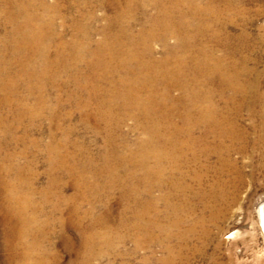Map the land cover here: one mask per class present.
<instances>
[{
	"label": "bare ground",
	"instance_id": "bare-ground-1",
	"mask_svg": "<svg viewBox=\"0 0 264 264\" xmlns=\"http://www.w3.org/2000/svg\"><path fill=\"white\" fill-rule=\"evenodd\" d=\"M65 1L66 0H53V3H49L48 0H0V10H1V13L3 15V21L2 22L0 21V28H2V26H6L9 28L8 30L4 31V32H6L5 38L4 39L0 38V91L1 90H3V91H14L15 89L17 90L16 87H20L21 83L26 84V86L28 88H30V85H33L34 88L37 87L36 89L39 91L40 95H39L38 99H41L42 97H44V95H46L43 93L45 92V87H46L45 83L48 81L47 78L51 76L49 71L52 68L55 69V67L56 68L61 67V64L64 62H65L64 63L65 65H64L63 71H65L67 74H70V75H71V73L76 72L79 75V78L78 77H76V78L79 79L80 82L83 81V82L87 83L89 81H92V82L98 81L102 84V86L105 85V87H107L108 90L110 89L109 92L107 93V95L106 94L104 95V93L101 95V97L103 96L104 99H102V102H100V100H99L100 103L98 104L97 108L95 109L98 111V114L100 116L99 119L107 121V122L115 121L116 126L118 127V126H121V123L124 120V118H129L135 122V124L133 123L135 125V130H137L138 132L140 131L139 133L142 132L144 135L142 139L140 138L141 140L139 139L140 140L139 141L140 153H139V155H136V157L139 160V164H138L139 170L141 168L142 174L139 175L138 172H135L133 170L134 172H132V173L129 172L130 174H128L126 176L128 178V182L130 181V183H131V181H133V182L135 181L134 184L132 182V184H133L131 187L132 188V190H131L132 195L129 192V194L131 196H133L132 200L135 203V206L136 207H140V206L142 207V205L145 204L144 209L137 208L135 211H133L134 212L133 217H135V223H134V225L131 223V225H133V228L130 225L132 228V236H131L133 238L132 241L135 242V246L137 247V249L140 247L146 248L147 252L150 254V257L148 258V260H146V262H148L149 264H154V263H156V264H181L182 262H183L182 264H185L184 262H185V259L187 258V257L185 258L186 253H188V252L191 253V251L195 252L197 250L196 246L192 247V243L195 242V240L192 241V239L196 238L197 236H199V238L205 239L211 235V225H212L211 224V217H212L211 216V202H212L211 194L212 193L215 194L214 191H215V187L217 186L215 184L216 182L213 184V183H211V181H209V180H211V175L217 177L216 179L219 178L221 180L222 176L224 175V170H225L224 168L226 166H233V164H235L231 160V158H232L231 153L234 152L233 150H234L235 146L239 143L240 144H247L248 143V138H247L248 132L246 133V130L244 131L243 129H241L242 127L240 128L238 126V124L235 120L236 118H233V117L241 114V111H243L244 109H248L251 113L257 114L259 118H261V119L264 118V93H258L259 91L257 90V87L255 86V84H257V82L255 80L249 81V79L251 77L255 78L256 76L255 75L252 76L253 71L252 70L249 71L247 69V67H249V66L246 65L247 63L245 60L243 62H241V64L238 61H236L237 55L244 50L243 47H245L244 42H245L246 36H242V34H241L242 37H240L237 46L234 47L232 45L233 44L232 42L234 41L233 37L231 35H229L230 34L229 23L232 22V19L234 17H239L241 15V13L243 14V12H240L238 10V7H237L238 5L237 6L235 5L236 0H76L79 4L81 3V4H87V5L92 4V3H94V5H95V3L100 2V4H99L100 9L106 8L105 10H107V8H112L115 13L111 17H107L108 15L105 17V25L103 23L104 27H101V29L102 28L103 29L101 31L96 32V33H99V35L101 36L100 37L101 39L97 42H94V35L96 33H95V31L93 29L94 27H92V25H94L96 22L94 24H92V23L97 20V16H96V14H94L92 12H90V13L88 12L89 14L87 13V15H86L82 11L83 14L81 13L82 14L81 18L83 17V19L76 20V21H74L72 19L73 20L72 26H74L76 28V31H79V34L73 36L72 39L67 42V41H65L66 39H65L64 33H63V29L65 28V24L68 23L65 16H64L65 13H63V10H64L63 6L65 5L64 4ZM68 1H66V2H68ZM72 6H73V4H72ZM84 6H83V8H84ZM65 7H67V6H65ZM77 7H76V9H77ZM96 7H98V5ZM85 9H87V8H85ZM95 9H97V8H95ZM233 10H235V12H233ZM64 11L66 12V9ZM78 11H76V14ZM93 11L96 12L94 9H93ZM151 11H153V13ZM244 12L246 13V11H244ZM85 13H86V11H85ZM102 13H104V12H102ZM105 13L107 14V11ZM111 13H110V15H111ZM71 14H70V16H71ZM78 15L76 17H78ZM102 18H104V17H102ZM243 18H244V16H243ZM76 19H78V18H76ZM101 20L103 21V19H101ZM58 21H60V22H58ZM138 21L139 22L142 21L141 26H140L141 28H140L139 32L137 31V33H135L134 27H135L136 23H138ZM239 22H241V20ZM71 23H69V24H71ZM235 26H236V24H235ZM66 27L68 28L67 25H66ZM236 35H237V33H236ZM69 36H70V34H69ZM3 37H4V35H3ZM173 41H174V44L171 43ZM248 41H250V40H248ZM158 44L161 45L164 49V52H162V53H164V55L161 53L163 55L161 57H157L158 53H157V50L155 49V45H158ZM64 56H69V57H67L69 59V61H67V59L65 60ZM243 57H245V56H243ZM248 59H250V58H247V60ZM62 61H64V62H62ZM245 65H246V67H245ZM84 69H85V72H84ZM52 72H53V69H52ZM77 74H76V76H77ZM259 74H261V73H259ZM80 75H82V77ZM64 76H66V75H64ZM56 78H57V76H56ZM52 79H53V77H52ZM67 80H69V79H67ZM79 80H77V81L79 82ZM73 81H75L74 78H73ZM97 84H96V86H97ZM67 85L65 84L64 86H67ZM70 86H71V84H70ZM84 86L85 85H83L82 87H84ZM69 87H68V89H69ZM80 87H77V88H80ZM48 88H49V86H48ZM99 88H100V90L105 92L104 91L105 89L104 90L102 89L103 87L99 86ZM25 89H27V88H25ZM88 89H90V88H88ZM75 90H76V88H75ZM100 90H99V93H100ZM72 91H74V90H72ZM21 92H22V90H21ZM28 92H30V91H28ZM78 92H80V91H78ZM81 92H84V91H81ZM87 93H88V91H87ZM175 93H179V95H175ZM5 94H7V93H5ZM89 94H90V92H89ZM58 95H60V94H58ZM71 95H73V94H71ZM35 96H37V95L35 94ZM69 96H70V94H69ZM80 96H82V95H80ZM98 96H100V95H98ZM17 97H19V96H17ZM32 97H33V95H32ZM85 97H87V96H85ZM12 98L13 97H11V99L4 98L2 102L8 107V105L10 106V104L12 103ZM249 98H253V102L252 101L249 102ZM13 99H15V98H13ZM19 99H21V98H19ZM45 99L46 98H44L40 101L41 104L36 105V106H40V107L27 109L26 107L23 108L21 106L23 108L22 110L26 111V113H32L35 115V113L43 110V107H45L47 105V104L43 105L44 103H46L47 99L46 100ZM72 99H74V98H72ZM99 99H100V97H99ZM219 101L224 102V104H225L224 109L225 110L220 108V104H219L220 102ZM64 102H66V101H64ZM89 103H88V105H90ZM13 104H15V103H13ZM50 105H53V104H50ZM62 105H65V104H62ZM71 105H72V103H71ZM57 108H58V106H57ZM71 108H73V107H71ZM68 109H69V107H68ZM80 109L82 110L83 108H80ZM257 109H259L260 112H258ZM2 110L3 109H1V111ZM50 110H51V108H50ZM59 110H61V109H59ZM70 111H73V110H70ZM90 111H91V109H90ZM12 112H11V114H12ZM15 112H17V111H15ZM57 115H58V113H57ZM80 115H81V113H80ZM91 115H92V113H91ZM253 116H256V115H253ZM27 117H28V114H27ZM66 117H68V116H66ZM68 118H70V117H68ZM94 118H96V117H94ZM13 119H15V118H13ZM72 119H73V117H72ZM96 119L98 120V118H96ZM16 120H17V118H16ZM40 120H38V121H40ZM65 120H67V119L65 118ZM62 121H64V120H62ZM260 121H259V123H260ZM58 122H60V120ZM0 123L3 124L2 120H0ZM30 123L32 124V122H30ZM64 123H66V122H64ZM83 124H85V123H83ZM111 124L112 123H110V125ZM37 125H38V123H37ZM124 125H126V124H124ZM130 125H129V127H130ZM258 125H261V124H258ZM116 126H114V127H116ZM85 127L87 128V126H85ZM61 128H62V126H61ZM249 128L250 127H248L247 129H249ZM27 129H28V127H27ZM126 129H127V127H126ZM261 129H262V135L259 134L260 136L251 142L254 145H262L264 147V126ZM132 130H133V128H132ZM251 130H253V129H251ZM127 131H129V130H127ZM18 132H19V130H18ZM72 133H74V132H72ZM110 133H112V132H110ZM125 133H127V132H125ZM64 134H65V132H64ZM104 134L106 135L107 133H104ZM98 135H100V134H98ZM129 135H130V133H129ZM135 135H137V134H135ZM109 136H111V135H109ZM118 136L121 137L122 135L121 136L118 135ZM211 136H213V137L215 136V139H216L215 145H213V146H211ZM28 137H30V136H28ZM66 139H67V137H66ZM108 139H110V138H108ZM6 140H7V138H6ZM118 141H119V139H118ZM125 141H127V140H125ZM228 142H230V144L227 145ZM111 144H112V142H111ZM30 145H32V144H30ZM122 145H126V147L129 146V141H128V145H127V143L126 144L123 143ZM27 146H29V145L27 144ZM35 146H37V145H35ZM81 146H83V145H81ZM119 146H121V145H119ZM250 146H252V145H250ZM118 148H116V149H118ZM247 148H249V147H247ZM108 149H107V151H108ZM242 149H244V148H242ZM242 149H239V150L241 151ZM120 150H121V148H120ZM57 151H59V150H57ZM57 151H55L53 149H49V157L48 158L50 159L52 164H55L57 162H62V163L64 162L63 157L59 153L62 150L59 152H57ZM126 151H128V150H126ZM255 151H256V148H255ZM255 151H253V152H255ZM73 152H75V151H73ZM101 152H103V151H101ZM239 153H241V152H239ZM67 154H69V153H67ZM121 154H122V152H121ZM243 154H245V153H243ZM2 155H4V154L2 153ZM125 155H126V153H125ZM246 155H245V157H246ZM252 155L255 156V154H252ZM262 155H263V153H262ZM67 156H64V157H67ZM74 156L75 155H73V157ZM215 156H217L218 157L217 159H219L218 161H219L220 166L217 168L211 166V159H212V157L214 158ZM257 156H259V155H257ZM127 157H125V159ZM0 158H1V156H0ZM137 158H135V159H137ZM32 159H33V157H32ZM125 159H123V160H125ZM3 160L1 159V161H3ZM126 161H127V159H126ZM218 161H216V162L218 163ZM32 162H33V160H32ZM119 162H121V160ZM252 162H253V160H252ZM28 163H30V162H28ZM62 163H60V164H62ZM4 164H5V162H4ZM57 164H59V163H57ZM76 164H78V163H76ZM128 164H127V167H128ZM136 164H135V166H136ZM33 165H35V164H33ZM47 165H49V164H47ZM104 165H105V163H104ZM104 165H102V166H104ZM115 165H116V163H115ZM122 165L125 166L124 164H122ZM238 165H239V162H238ZM130 166H132L131 163H130ZM239 166H241V165H239ZM11 167H13V166H11ZM60 167H61V165H60ZM127 167H124V168L127 169ZM64 168H66V167L64 166ZM68 168H69V166H68ZM98 168H100V167H98ZM121 168L122 167H120V170H121ZM28 169H30V168H28ZM28 169H26V170H28ZM129 169H131V168H129ZM63 170H65V169H63ZM71 170H73V169L71 168ZM79 170H80V168H79ZM6 172H8V171H5V170L3 171V169L0 168V178H2V176L5 177ZM9 172L11 173V171H9ZM17 172H18V170H17ZM59 172H60V169H59ZM100 172H101V170H100ZM106 173H107V171H106ZM108 173H109V171H108ZM112 174H113V172H112ZM115 175L113 174V177L116 179L117 175L116 176ZM239 175H240V171H239ZM19 176H20V174H19ZM73 176H75V175H73ZM88 176H90V175H88ZM233 176H234V174H233ZM70 177H72V176H70ZM100 177H101V175H100ZM226 177L228 178V176H226ZM103 178H104V176H103ZM114 178H113V180H114ZM232 179H234V177ZM80 180H82L81 177H80ZM229 180H231V179H229ZM35 181H36V178H35ZM94 181H95V179H94ZM214 181H216V180L214 179ZM97 182H99V181H97ZM208 182H210V183H208ZM241 182L242 181H240V183ZM0 183H3L2 185H4V187L8 191V198H9L10 206L12 207L13 210L16 209L14 207V205L16 204V202H18L17 201L18 197H16V202H15L14 193L16 192V188H15L14 184L9 182L8 180H4V179H2V182H0ZM23 183H22V185H23ZM60 183H62V180ZM82 183H83V181H82ZM104 183H105V181H104ZM116 183L118 184V182H116ZM206 183H208V186L205 185ZM229 183H231V182H229ZM51 184L52 183H50V185ZM54 184H57V183H54ZM222 185H223V183H222ZM52 186H53V184H52ZM101 187H103V186H101ZM113 187H111V188H113ZM119 187L121 188V186H119ZM124 187H126V186H124ZM217 187L219 188L220 186H217ZM93 188H95V187H93ZM218 188H216V189L218 192H220L218 190ZM33 189H34V187H33ZM61 189H63V188H61ZM99 189H101V188H99ZM51 190H53V189H51ZM111 190H109V191H111ZM17 191H19V189ZM40 191H42V190H40ZM60 191H62V190H60ZM60 191H58V192L60 193ZM123 192H124V190H123ZM155 192H159L160 195L157 193L158 196H156V194L154 196ZM0 193H2V191ZM55 193H57L56 190H55ZM39 194H40V192H39ZM52 194H54V193H52ZM86 194H88V192ZM27 195H28V193H27ZM34 195H35V193H34ZM43 195H44V193H43ZM57 195H58V193H57ZM106 195H107V193H106ZM49 196H48V198H49ZM217 196L219 197V195H217ZM234 196H235V194H234ZM72 197H73V195H72ZM79 197H81V196H79ZM227 197H228V195H227ZM23 198L25 199L26 197H23ZM50 198H51V196H50ZM58 198L61 199L62 196H60ZM222 198H224V197L222 196L221 199ZM34 199H33V201H34ZM89 199H91L90 196H89ZM121 199H123V198H121ZM69 200H71V199H69ZM195 200H198V201L195 202ZM230 200H232V198ZM40 201H42V200H40ZM60 201H62V200H60ZM64 201H65V199H64ZM46 202H47V200H46ZM50 202H51V200H50ZM133 202H131V203H133ZM228 202H229V200H228ZM2 203H3V201H2ZM35 203H37V202H35ZM57 203H59V201H57ZM99 203H97V204H99ZM194 203H196V204H194ZM233 203H235V201ZM21 204H22V201H21ZM27 204L29 205V203H27ZM38 204H36V205H38ZM67 204L68 203H66V205ZM77 205H79V204L77 203ZM86 205H88V204H86ZM160 205H161V207H160ZM162 205L165 206L166 211H163V210L160 211V208H162ZM82 206H83V204H82ZM227 206H229V205H227ZM26 207H27V205H26ZM32 207H30V208H32ZM103 207H106V206L104 205ZM132 207H131V209H132ZM67 208H68V206H67ZM69 208H71V207H69ZM121 208H123V207H121ZM17 209L14 211H10V212H13L15 214V216L20 217L19 219H21L22 223H24L23 226H25L23 228V230L27 231L29 225L25 224L26 218L24 219L23 218L24 216L22 215V213L24 211H20ZM106 209H108V208H106ZM0 210H1L0 212L2 213V209H0ZM3 210H4V208H3ZM7 210H8V208H7ZM58 210H60V209H58ZM75 210L73 212L75 214H77L78 211L77 210L75 211ZM82 210H84V209H82ZM212 210H213V208H212ZM228 210H230V209H228ZM27 211L28 210H26V212ZM64 211H66V210H64ZM107 211H109V210H107ZM215 211L219 212L220 210L218 209ZM259 211H261V223L263 225L262 227H264V208H262ZM42 212H43V210H42ZM73 212L71 211V213H73ZM121 212H122V210H121ZM199 212H201L204 215L198 217L197 214ZM35 213H33V214H35ZM46 213H47V211H46ZM206 213H208V214L205 215ZM62 214L64 215L65 213L62 212ZM220 214H221V212H220ZM85 215H90V214H85ZM130 215H131V212H130ZM10 216H12V215H10ZM220 216H223V215L221 214ZM31 217H33V216L31 215ZM38 217H40V215ZM12 218H13V216H12ZM55 218H56V216H55ZM76 218H78V217H76ZM105 218H106V216H105ZM70 219H72V218H70ZM111 219H112V217H111ZM217 219H218V217H217ZM31 220H32V218H31ZM77 220H79V219H77ZM84 220H86V219H84ZM88 220H89V218H88ZM36 221H38V219ZM62 221H63V219H62ZM72 221L73 220H71V222ZM106 221H107V219H106ZM19 222H20V220H19ZM19 222H17V224ZM58 222H59V220H58ZM213 222H215V221H213ZM83 223L80 222L78 224V227L80 228V225ZM28 224H29V221H28ZM40 224H41V222H40ZM87 224H88V222H87ZM106 224H108V223L106 222ZM115 224H116V222H115ZM113 225H114V223H113ZM117 225H115V227ZM59 226H60V224H59ZM88 226H89V224H88ZM109 226H110V224H109ZM16 227H15V229H16ZM65 227H67V226H65ZM53 228H54V226H53ZM103 229L104 230L106 229L105 233L96 234V232L94 231L95 234L92 233V235H90V236H85L86 234L84 235L81 232H80V234L84 235L85 236L84 240L90 244H92L94 242H100L101 244H106L105 245L106 247L109 246L108 244H117L119 246L125 244L127 237L125 238V237L121 236V237H116V238L114 237V239H113L110 236L111 235L110 231H107V227L103 228ZM116 229H117V227H116ZM199 229H202L201 235H198ZM96 230H98V229H96ZM123 230H125V229H123ZM25 231L23 233V238L21 237V241H22L21 243H23V240L27 237V235L29 236V232H25ZM117 231H118V229H117ZM130 232H131V230H130ZM33 233H35V232H33ZM37 234H38V232H37ZM39 234H42V233H39ZM6 235H8V233ZM52 235H53V232H52ZM52 235H50V237ZM17 236H18V234H17ZM50 237L48 235L47 238L49 239ZM12 238H13V235H12ZM47 238L45 236V238H43V239H47ZM71 238L72 237L70 236V239ZM199 238H197V239L199 240ZM29 239H31V238H29ZM13 243L14 242L12 241V244ZM83 243H84V241H83ZM208 244H209V241H208ZM30 246H31V244H30ZM205 246L203 249H205ZM110 247H112V245H110ZM31 248H26L25 251H23L24 252V254H23L24 258L26 260H29L27 262H24L23 264H47L48 261L46 262V259H48V258L46 257V255H45L46 253H44L42 251L40 246L38 244H36V246L34 248H32V249ZM97 248H98V246H97ZM99 249H101V248L99 247ZM82 250H83V248H82ZM113 250H112V252L116 251V250H114V251ZM6 251H7V249H6ZM17 251H19V250H17ZM94 252H96V251H94ZM105 252L106 251H104V253ZM119 252H122V249H121V251L119 250ZM157 252H159L161 254V255L159 254L160 256L157 255L158 257L155 256V254ZM15 254H17V253H15ZM21 254H22V252H21ZM111 254H113V253H111ZM81 255H84V254H81ZM88 255L89 254L87 253V256ZM92 255H95V254H93V252H92ZM120 255L122 256V253ZM144 255H145V252H144ZM13 256L17 257L14 254H13ZM117 256H119V255H117ZM187 256H189V255L187 254ZM107 257H110V256H107ZM31 258H33L34 261L30 260ZM80 258L81 257H79V259ZM90 258H93V257H90ZM96 258H95V260L93 258L94 262L96 261ZM191 258H192V256H191ZM54 259H56V258H54ZM116 259H118V258H116ZM187 259H188V261L190 260L189 258H187ZM85 260H87V259H85ZM11 262L12 261H10V263ZM51 264H52V262H51Z\"/></svg>",
	"mask_w": 264,
	"mask_h": 264
},
{
	"label": "rangeland",
	"instance_id": "rangeland-1",
	"mask_svg": "<svg viewBox=\"0 0 264 264\" xmlns=\"http://www.w3.org/2000/svg\"><path fill=\"white\" fill-rule=\"evenodd\" d=\"M68 1V0H66ZM65 1V5L63 6V9H66V12L63 10V13L67 22L65 24V28L63 29L65 41H70L73 36L79 34V31H76V28L73 25V20H81L82 14H86L89 12H92L96 14L97 20L94 21L92 24V27H94L95 33L97 31H101V27H104L105 25V17H111L114 15V10L112 8H107L105 10L104 8L100 9V2L92 3V4H79L76 0H69L68 2ZM244 1V2H243ZM49 3H53V0H48ZM72 2V3H71ZM67 3V4H66ZM78 3V4H77ZM73 4V6H72ZM85 5V6H84ZM94 5V6H93ZM98 5V7H96ZM235 5L238 7V10L241 13V17H234L232 19V22L229 23V32L233 37V46H237L238 41L240 37H245L244 50L239 53L236 57V61H238L240 64L244 60L246 61L247 69L249 71H253L252 76H256L255 78L251 77L249 81H256L257 84L255 86L257 87L258 93H264V0H236ZM240 5V6H239ZM245 5V6H244ZM67 6V7H65ZM78 6V7H77ZM84 6V8H83ZM88 6V7H87ZM90 6V7H89ZM92 6V7H91ZM72 7V8H71ZM77 7V9H76ZM82 7V8H81ZM97 9H95V8ZM240 7V8H239ZM68 8V9H67ZM87 8V9H85ZM90 8V9H89ZM72 9V10H71ZM83 9V10H82ZM93 9L96 11L94 12ZM103 9V10H102ZM112 9V10H111ZM69 10V11H68ZM74 10V11H73ZM79 10V11H78ZM91 10V11H90ZM100 10V11H99ZM105 10V11H104ZM73 11V12H72ZM76 11L77 14H76ZM81 11V12H80ZM83 11V13H82ZM86 11V13H85ZM107 11V14L105 13ZM246 11V13L244 12ZM104 12V13H102ZM112 12V13H111ZM153 13V11H151ZM235 12V10H233ZM232 12V13H233ZM1 13V10H0ZM72 13V14H71ZM75 13V14H74ZM82 13V14H81ZM88 13V14H89ZM111 13V15H110ZM71 14V16H70ZM80 16H79V15ZM103 14V15H102ZM78 15V17H76ZM100 15V16H99ZM110 15V16H109ZM244 16V18H243ZM104 17V18H102ZM71 18V19H70ZM78 18V19H76ZM69 19V20H68ZM73 19V20H72ZM103 19V21L101 20ZM238 20V21H237ZM241 20V22H239ZM243 20V21H242ZM0 21H3V15L0 14ZM98 21V22H97ZM60 22V21H58ZM72 22V23H71ZM142 22V21H141ZM141 22L138 21L136 23L134 30L135 33L137 31L139 32ZM71 23V24H69ZM104 23V25H103ZM234 23V24H233ZM101 24V25H100ZM233 24V25H232ZM236 24V26H235ZM241 24V25H240ZM68 26V28L66 27ZM70 25V26H69ZM139 25V26H138ZM233 27H232V26ZM4 27V28H3ZM96 27V28H95ZM3 28V29H2ZM0 28V38H5L4 31L8 30L9 28L6 26H2ZM243 28V29H242ZM100 29V30H99ZM69 30V31H68ZM241 30V31H240ZM67 31V32H66ZM69 32V33H68ZM3 33V34H2ZM237 33V35H236ZM70 34V36H69ZM242 34V36H241ZM4 35V37H3ZM67 36V37H66ZM81 36V35H80ZM238 36V37H237ZM97 37V38H96ZM99 33H96L94 35V42L99 41L101 38ZM250 38V39H249ZM69 39V40H68ZM236 39V40H235ZM250 41H248V40ZM237 42V43H236ZM251 42V43H250ZM174 44V41L171 42ZM246 43V44H245ZM247 48V49H246ZM250 48V49H249ZM155 49L157 50V57H161L164 55V49L161 45H155ZM160 49V50H159ZM254 49V50H253ZM251 50V51H250ZM253 50V51H252ZM163 55H162V54ZM161 54V55H160ZM245 56V57H243ZM65 60L69 61L67 57L64 56ZM243 57V58H242ZM239 58V59H238ZM247 58H250L247 60ZM243 59V60H242ZM240 60V61H239ZM248 61V62H247ZM64 62V61H62ZM65 63V62H64ZM64 63L61 64V67H55L49 71L51 76L47 78V82L45 83V92L43 94L44 97L41 99L39 98V91L34 88L33 85H30V88L26 86V84H22L20 87H16L14 91H0V120H2V123H0V168L3 169V171H8L5 174V177L2 176L0 178V182H2V179L8 180L9 182L13 183L16 192L14 193V199L16 202V206L14 207L17 210L24 211L22 216L24 219L26 218L25 224L29 225L28 230L25 231L23 228L25 226L24 223H22L20 217L15 216L13 212L16 209H12L10 206L9 198H8V191L2 185L3 183H0V209H2V213L0 212V264H23L24 262H27L29 260H26L24 258V252L26 248H34L36 244L40 246L42 251L46 253V259L47 264H147L146 260L150 257V254L147 252L145 247H140L137 249L135 246V242L132 241V228L135 223V217L134 212L137 208L144 209L145 204L142 205V207H136L135 203L133 202L131 196V190L132 185L135 183V181L128 182V178L126 177L128 174L132 172H138L139 175L142 174L141 168L139 170V160L136 157V155H139V141L143 138V133H139L137 130H135V122L129 118H124V120L121 123V126H116L115 121L113 122H107L104 120L99 119L98 111L95 110L100 102H102V99L104 97L101 95L104 93V95L109 92L108 88L105 87V85L102 86L100 82H83L76 77L79 78V75L76 72H73L70 74H67L64 70ZM249 63V64H248ZM251 63V64H250ZM245 65V67H246ZM18 70V69H17ZM85 72V69H84ZM257 72V73H256ZM261 74H259V73ZM56 75H55V74ZM54 74V75H53ZM59 76H58V75ZM77 74V76H76ZM63 77H62V76ZM66 75V76H64ZM57 76V78H56ZM73 76V77H72ZM82 77V75H80ZM259 78H258V77ZM53 77V79H52ZM60 77V78H59ZM50 78V79H49ZM71 78V79H70ZM73 78L75 81H73ZM253 78V79H252ZM258 78V79H257ZM62 79V80H61ZM69 79V80H67ZM79 80V82L77 81ZM60 81V82H59ZM62 81V82H61ZM64 81V82H63ZM66 81V82H65ZM76 82V83H75ZM61 83V84H60ZM63 83V84H62ZM71 86H70V84ZM92 83V84H91ZM97 86H96V84ZM67 86H64V85ZM73 84V85H72ZM75 84V85H74ZM81 84V85H80ZM24 85V86H23ZM85 85L84 87H82ZM87 85V86H86ZM92 85V86H91ZM23 86V87H22ZM33 88H32V87ZM49 86V88H48ZM59 88H58V87ZM61 86V87H60ZM74 88H73V87ZM81 86V87H80ZM96 86V87H95ZM99 86L103 87L102 89L105 91L103 92L100 90ZM66 87V88H65ZM80 87V88H77ZM87 87V88H86ZM93 89H92V88ZM20 90H19V89ZM27 88V89H25ZM63 88V89H62ZM76 88V90H75ZM90 88V89H88ZM107 88V89H106ZM25 89V90H24ZM49 89V90H48ZM56 89V90H55ZM71 89V90H70ZM81 89V90H80ZM22 90V92H21ZM32 90V91H31ZM74 90V91H72ZM88 93H87V91ZM93 90V91H92ZM98 90V91H97ZM100 90V93H99ZM107 90V91H106ZM3 91V92H2ZM27 91V92H26ZM30 91V92H28ZM36 91V92H35ZM52 91V92H51ZM78 91H84V92H78ZM13 92V93H12ZM38 92V93H37ZM65 92V93H64ZM78 92V93H77ZM90 92V94H89ZM7 93V94H5ZM55 93V94H54ZM85 93V94H84ZM87 93V94H86ZM13 94V95H12ZM26 94V95H25ZM28 94V95H27ZM35 94L37 96H35ZM60 94V95H58ZM70 94V96H69ZM73 94V95H71ZM95 94V95H94ZM5 95V96H4ZM33 95V97H32ZM58 95V96H57ZM65 97H64V96ZM82 95V96H80ZM89 95V96H88ZM100 95V96H98ZM175 95H179V93H175ZM12 98V103L8 107L2 102L4 98ZM19 96V97H17ZM49 96V97H48ZM61 98H60V97ZM63 96V97H62ZM84 96V97H83ZM87 96V97H85ZM92 96V97H91ZM51 97V98H50ZM67 97V98H66ZM89 97V98H88ZM96 97V98H95ZM100 97V99H99ZM21 98V99H19ZM46 98V103L43 105H46L43 107V110L38 111L37 113H26V111L22 110L24 107L27 109H32L40 106H36L38 104H41L40 101L42 99ZM66 98V99H65ZM74 98V99H72ZM76 98V99H75ZM56 99V100H55ZM68 99V100H67ZM87 99V100H86ZM92 99V100H91ZM20 100V101H19ZM33 100V101H32ZM55 100V101H54ZM70 100V101H69ZM100 100V102H99ZM25 103H24V102ZM48 101V102H47ZM62 101V102H61ZM66 101V102H64ZM253 102V98H249V102ZM2 102V103H1ZM30 102V103H29ZM50 102V103H49ZM55 102V103H54ZM60 102V103H59ZM64 102V103H63ZM76 102V103H75ZM78 102V103H77ZM80 102V103H79ZM90 102V103H89ZM220 102V101H219ZM15 103V104H13ZM22 103V104H21ZM72 103V105H71ZM88 103L90 105H88ZM93 103V104H92ZM2 104V105H1ZM17 104V105H16ZM53 104V105H50ZM56 104V105H55ZM65 104V105H62ZM69 106H68V105ZM82 104V105H81ZM220 108L225 110V104L223 101L220 103ZM16 105V106H15ZM35 105V106H34ZM62 105V106H61ZM80 105V106H79ZM224 105V106H223ZM7 108H6V107ZM23 108H22V107ZM30 106V107H29ZM52 106V107H51ZM58 106V108H57ZM61 106V107H60ZM82 106V107H81ZM92 106V107H91ZM237 106V105H236ZM15 107V108H14ZM49 107V108H48ZM59 110H57L56 108ZM66 107V108H65ZM69 107V109H68ZM73 107V108H71ZM21 108V109H20ZM42 108V107H41ZM51 108V110H50ZM54 108V109H53ZM80 108H83L82 110ZM94 108V109H93ZM1 109H3L1 111ZM67 109V110H66ZM91 109V111H90ZM19 110V111H18ZM67 112H66V111ZM73 110V111H70ZM75 110V111H74ZM93 110V111H92ZM12 114H11V112ZM17 111V112H15ZM22 113H21V112ZM47 111V112H46ZM54 111V112H53ZM62 113H61V112ZM81 115H80V113ZM88 111V112H87ZM258 112H260L259 109H257ZM40 112V113H39ZM44 112V113H43ZM53 112V113H52ZM79 114H77V113ZM85 112V113H84ZM92 115H91V113ZM8 113V114H7ZM17 113V114H16ZM25 113V114H24ZM58 113V115H57ZM66 115H65V114ZM72 113V114H71ZM74 113V114H73ZM87 113V114H86ZM7 114V115H6ZM21 114V115H20ZM28 114V117H27ZM30 114V115H29ZM63 114V115H62ZM247 114V115H246ZM24 115V116H23ZM60 115V116H59ZM72 115V116H71ZM249 115V116H248ZM256 115V116H253ZM16 116V117H15ZM19 116V117H18ZM39 116V117H38ZM55 116V117H54ZM70 118H68V117ZM23 117V118H22ZM25 117V118H24ZM38 117V118H37ZM43 117V118H42ZM46 117V118H45ZM73 117V119H72ZM98 118V120L96 118ZM253 119H252V118ZM2 118V119H1ZM15 118V119H13ZM17 118V120H16ZM27 118V119H26ZM33 118V119H32ZM45 118V119H44ZM63 118V119H62ZM65 118L67 120H65ZM233 118H236V122L238 126L246 130L248 143L247 144H237L234 148V152L231 153V160L233 161V166H226L224 169V175L222 176L221 180L217 177L211 175V183H215L217 186H220L219 188L215 187V194H211V235L208 238L202 239L197 236L196 238H193L192 241L195 240V242L192 243V247L196 246L197 250L191 251L186 253L185 258H192L188 261V259H185V264H264V227H262L261 223V210L264 208V147L262 145H254L251 141L254 139H257L260 135H262V127L264 126V118H259L257 114L251 113L248 109H244L241 111V114L238 116H234ZM238 118V119H237ZM4 119V120H3ZM6 119V120H5ZM25 119V120H24ZM29 119V120H28ZM41 119V120H40ZM47 119V120H46ZM56 119V120H55ZM72 119V120H71ZM83 119V120H82ZM247 119V120H246ZM10 120V121H9ZM24 120V121H23ZM40 120V121H38ZM60 120V122H58ZM64 120V121H62ZM100 120V121H99ZM238 120V121H237ZM261 120V121H260ZM12 121V122H11ZM16 123H15V122ZM53 121V122H52ZM71 121V122H70ZM85 121V122H84ZM89 123H88V122ZM91 121V122H90ZM103 121V122H102ZM244 121V122H243ZM260 121V123H259ZM27 122V123H26ZM32 122V124L30 123ZM43 122V123H42ZM63 122V123H62ZM66 122V123H64ZM102 122V123H101ZM105 122V123H104ZM124 122V123H123ZM256 122V123H255ZM258 122V123H257ZM262 122V123H261ZM29 123V124H28ZM36 123V124H35ZM38 123V125H37ZM40 123V124H39ZM52 123V124H51ZM56 123V124H55ZM60 123V124H59ZM69 123V124H68ZM85 123V124H83ZM108 123V124H107ZM110 123H112L110 125ZM134 123V124H133ZM23 124V125H22ZM51 124V125H50ZM54 124V125H53ZM63 124V125H62ZM81 124V125H80ZM105 124V125H104ZM126 124V125H124ZM130 127H129V125ZM261 124V125H258ZM21 125V126H20ZM36 125V126H35ZM59 125V126H58ZM68 125V126H67ZM73 125V126H72ZM76 125V126H75ZM83 125V126H82ZM107 125V126H106ZM263 125V126H262ZM8 126V127H7ZM26 128H25V127ZM54 128H53V127ZM62 126V128H61ZM66 126V127H65ZM71 126V127H70ZM87 126V128L85 127ZM116 126V127H114ZM133 126V127H132ZM244 126V127H243ZM13 127V128H12ZM15 127V128H14ZM28 127V129H27ZM35 127V128H34ZM38 127V128H37ZM64 127V128H63ZM69 127V128H68ZM85 127V128H84ZM91 127V128H90ZM103 127V128H102ZM112 129H111V128ZM127 127V129H126ZM250 127L249 129H247ZM37 128V129H36ZM76 128V129H75ZM99 128V129H98ZM133 128V130H132ZM10 129V130H9ZM17 129V130H16ZM21 129V130H20ZM59 129V130H58ZM66 129V130H65ZM87 129V130H86ZM107 129V130H106ZM117 129V130H116ZM253 129V130H251ZM19 130V132H18ZM26 130V131H25ZM30 130V131H29ZM39 130V131H38ZM106 130V131H105ZM113 130V131H112ZM129 130V131H127ZM251 130V131H250ZM22 131V132H21ZM28 131V132H27ZM61 131V132H60ZM67 131V132H66ZM98 131V132H97ZM6 134H5V133ZM9 134H8V133ZM12 132V133H11ZM26 132V133H25ZM30 132V133H29ZM65 132V134H64ZM74 132V133H72ZM107 133L106 135L104 133ZM112 132V133H110ZM120 132V133H119ZM127 132V133H125ZM136 132V133H135ZM138 132V133H137ZM130 133V135H129ZM251 133V134H250ZM18 134V135H17ZM22 134V135H21ZM28 134V135H27ZM61 134V135H60ZM74 134V135H73ZM100 134V135H98ZM115 134V135H114ZM117 134V135H116ZM128 134V135H127ZM133 134V135H132ZM137 134V135H135ZM260 134V135H259ZM2 135V136H1ZM5 135V136H4ZM7 135V136H6ZM10 135V136H9ZM27 135V136H26ZM111 135V136H109ZM113 135V136H112ZM118 135H122L119 137ZM30 136V137H28ZM56 136V137H55ZM63 138H61V137ZM65 136V137H64ZM108 136V137H107ZM117 136V137H116ZM142 136V137H141ZM3 137V138H2ZM67 137V139H66ZM69 137V138H68ZM71 137V138H70ZM7 138V140H6ZM28 138V139H27ZM53 138V139H52ZM110 138V139H108ZM141 138V139H140ZM2 139V140H1ZM5 141H4V140ZM10 139V140H9ZM62 139V140H61ZM72 141H71V140ZM119 139V141H118ZM140 139V140H139ZM252 139V140H251ZM30 140V141H29ZM66 140V141H65ZM74 140V141H73ZM113 140V141H112ZM127 140V141H125ZM215 136H211V146L215 145ZM27 141V142H26ZM33 141V142H32ZM43 141V142H42ZM58 141V142H57ZM61 141V142H60ZM129 146L126 147V145H122L123 143ZM213 141V142H212ZM7 142V143H6ZM19 142V143H18ZM38 142V143H37ZM60 142V143H59ZM78 142V143H77ZM112 142V144H111ZM115 142V143H114ZM119 142V143H118ZM126 142V143H125ZM137 142V143H136ZM251 144H250V143ZM18 143V144H17ZM25 143V144H24ZM36 143V144H35ZM63 143V144H62ZM106 143V144H105ZM117 143V144H116ZM27 144L29 146H27ZM32 144V145H30ZM67 144V145H66ZM109 144V145H108ZM116 144V145H115ZM138 146H137V145ZM230 144V142L227 143V145ZM9 145V146H8ZM11 145V146H10ZM37 145V146H35ZM40 145V146H39ZM83 145V146H81ZM121 145V146H119ZM131 145V146H130ZM241 145V146H240ZM252 145V146H250ZM47 146V147H46ZM49 146V147H48ZM53 146V147H52ZM63 146V147H62ZM69 146V147H68ZM123 146V147H122ZM249 148H247V147ZM35 149H34V148ZM59 149H58V148ZM115 147V148H114ZM119 147V148H118ZM134 147V148H133ZM244 149H242V148ZM260 147V148H259ZM262 147V148H261ZM62 148V149H61ZM109 148V149H108ZM112 148V149H111ZM118 148V149H116ZM121 148V150H120ZM129 148V149H128ZM256 148V151H255ZM5 149V150H4ZM46 149V150H45ZM49 149H53L60 153V155L63 157L64 162H57L55 164H52L49 157ZM57 149V150H56ZM61 149V150H60ZM68 149V150H67ZM76 149V150H75ZM108 149V151H107ZM123 149V150H122ZM239 149H242L241 151ZM261 149V150H260ZM43 150V151H42ZM72 150V151H71ZM80 150V151H79ZM128 150V151H126ZM255 152H253V151ZM75 151V152H73ZM103 151V152H101ZM118 151V152H117ZM130 151V152H129ZM243 151V152H242ZM245 151V152H244ZM258 151V152H257ZM30 152V153H29ZM43 152V153H42ZM47 152V153H46ZM65 152V153H64ZM114 152V153H113ZM122 152V154H121ZM138 154H137V153ZM241 152V153H239ZM250 152V153H249ZM2 153L4 155H2ZM16 153V154H15ZM69 153V154H67ZM76 153V154H75ZM110 153V154H109ZM126 153V155H125ZM132 155H131V154ZM245 153V154H243ZM259 153V154H258ZM263 153V155H262ZM13 154V155H12ZM84 154V155H83ZM86 154V155H85ZM100 154V155H99ZM104 154V155H103ZM112 154V155H111ZM250 157H248L247 155ZM252 154H255L252 155ZM7 155V156H6ZM10 155V156H9ZM32 155V156H31ZM34 155V156H33ZM68 155V156H67ZM73 155H75L73 157ZM79 155V156H78ZM81 155V156H80ZM89 155V156H88ZM119 155V156H118ZM122 155V156H121ZM241 155V156H240ZM246 155V157H245ZM251 155V156H250ZM259 155V156H257ZM262 155V156H261ZM16 156V157H15ZM37 158H36V157ZM67 156V157H64ZM77 156V157H76ZM96 156V157H95ZM102 156V157H101ZM110 156V157H109ZM117 156V157H116ZM124 156V157H123ZM128 156V157H127ZM253 156V157H252ZM33 157V159H32ZM70 157V158H69ZM88 157V158H87ZM127 157V161L125 159ZM131 159H130V158ZM137 159H135V158ZM262 157V158H261ZM46 158V159H45ZM83 158V159H82ZM116 158V159H115ZM125 160H123V159ZM130 160H129V159ZM134 158V159H133ZM215 156L211 159V166L212 167H219V159ZM250 160H249V159ZM256 158V159H255ZM260 158V159H259ZM1 159L3 161H1ZM69 161H68V160ZM71 159V160H70ZM77 159V160H76ZM100 159V160H99ZM115 159V160H114ZM217 159V160H216ZM33 160V162H32ZM49 160V161H48ZM96 160V161H95ZM99 160V161H98ZM113 160V161H112ZM121 160V162L119 161ZM253 160V162H252ZM7 161V162H6ZM12 161V162H11ZM30 163H28V162ZM67 161V162H66ZM76 161V162H75ZM94 161V162H93ZM102 161V162H101ZM130 161V162H129ZM218 161V163L216 162ZM246 161V162H245ZM2 162V163H1ZM24 162V163H23ZM81 162V163H80ZM93 162V163H92ZM97 162V163H96ZM108 162V163H107ZM113 162V163H112ZM239 162V166L238 165ZM261 164H260V163ZM28 163V164H27ZM62 163V164H60ZM68 165H67V164ZM78 163V164H76ZM90 163V164H89ZM105 163V165H104ZM116 163V165H115ZM121 163V164H120ZM129 163V164H128ZM130 163L132 166H130ZM137 163V164H136ZM21 164V165H20ZM25 164V165H24ZM35 164V165H33ZM49 164V165H47ZM124 164L125 166H123ZM128 164V167H127ZM136 164V166H135ZM237 164V165H236ZM24 165V166H23ZM33 165V166H32ZM57 165V166H56ZM61 165V167H60ZM81 165V166H80ZM96 165V166H95ZM104 165V166H102ZM118 165V166H117ZM122 165V166H121ZM253 165V166H252ZM13 166V167H11ZM30 166V167H29ZM32 166V167H31ZM64 166L66 168H64ZM69 166V168H68ZM79 166V167H78ZM84 166V167H83ZM109 166V167H108ZM263 166V167H262ZM16 167V168H15ZM60 167V168H59ZM100 167V168H98ZM120 167L121 170H120ZM124 167H127L124 168ZM134 167V168H133ZM243 167V168H242ZM5 168V169H4ZM21 168V169H20ZM30 168V169H28ZM71 168L73 170H71ZM77 170H76V169ZM80 168V170H79ZM97 168V169H96ZM108 168V169H107ZM110 168V169H109ZM118 168V169H117ZM131 168V169H129ZM133 168V169H132ZM247 168V169H246ZM15 171H14V170ZM21 171H20V170ZM28 169V170H26ZM55 171H54V170ZM58 169V170H57ZM60 169V172H59ZM65 169V170H63ZM88 171H86V170ZM103 169V170H102ZM126 169V170H125ZM240 169V170H239ZM18 170V172H17ZM101 170V172H100ZM105 170V171H104ZM125 170V171H124ZM131 170V171H130ZM134 170V171H133ZM138 170V171H137ZM227 170V171H226ZM238 170V171H237ZM242 170V171H241ZM11 171V173L9 172ZM32 171V172H31ZM81 171V172H80ZM83 171V172H82ZM107 171V173H106ZM109 171V173H108ZM115 171V172H114ZM140 171V172H139ZM235 171V172H234ZM240 171V175H239ZM21 172V173H20ZM30 172V173H29ZM34 172V173H33ZM53 172V173H52ZM55 172V173H54ZM74 172V173H73ZM116 176V179L113 177V174ZM120 172V173H119ZM125 172V173H124ZM130 172V173H129ZM234 176H233V174ZM10 173V174H9ZM36 173V174H35ZM72 175H71V174ZM83 173V174H82ZM99 173V174H98ZM101 173V174H100ZM228 173V174H227ZM238 173V174H237ZM245 173V174H244ZM20 174V176H19ZM23 174V175H22ZM35 174V175H34ZM55 174V175H54ZM59 176H58V175ZM62 174V175H61ZM85 174V175H84ZM104 174V175H103ZM110 174V175H109ZM126 174V175H125ZM75 175V176H73ZM87 175V176H86ZM90 175V176H88ZM101 175V177H100ZM107 175V176H106ZM123 175V176H122ZM17 176V177H16ZM69 178H68V177ZM72 176V177H70ZM97 176V177H96ZM104 176V178H103ZM228 176V178L226 177ZM237 176V177H236ZM11 177V178H10ZM27 177V178H26ZM59 177V178H58ZM62 177V178H61ZM64 177V178H63ZM76 177V178H75ZM80 177L82 180H80ZM108 177V178H107ZM234 177V179H232ZM244 177V178H243ZM36 178V181H35ZM57 178V179H56ZM72 178V179H71ZM102 178V179H101ZM114 178V180H113ZM126 180H125V179ZM237 178V179H236ZM62 180V183L61 180ZM74 179V180H73ZM95 179V181H94ZM214 179L216 181H214ZM231 179V180H229ZM236 179V180H235ZM33 180V181H32ZM76 180V181H75ZM80 180V181H79ZM219 180V181H218ZM227 180V181H226ZM238 180V181H237ZM55 181V182H54ZM58 181V182H57ZM60 181V182H59ZM75 181V182H74ZM83 181V183H82ZM87 181V182H86ZM93 181V182H92ZM99 181V182H97ZM105 181V183H104ZM120 181V182H119ZM218 181V182H217ZM240 181H242L240 183ZM24 182V183H23ZM65 182V183H64ZM73 182V183H72ZM91 182V183H90ZM112 182V183H111ZM114 182V183H113ZM118 182V184L116 183ZM133 182V184H132ZM231 182V183H229ZM236 182V183H235ZM23 183V185H22ZM50 183L52 184L50 185ZM57 183V184H54ZM75 183V184H74ZM79 185H77V184ZM98 183V184H97ZM110 183V184H109ZM127 183V184H126ZM210 183V182H208ZM208 183L205 185L208 186ZM219 183V184H218ZM223 183V185H222ZM234 183V184H233ZM28 184V185H27ZM62 184V185H61ZM65 184V185H64ZM108 184V185H107ZM125 184V185H124ZM26 185V186H25ZM98 187H97V186ZM121 186V188L119 186ZM130 187H128V186ZM233 185V186H232ZM240 185V186H239ZM24 186V187H23ZM48 186V187H47ZM50 186V187H49ZM63 186V187H62ZM103 186V187H101ZM108 186V187H107ZM114 186V187H113ZM126 186V187H124ZM227 186V187H226ZM21 187V188H20ZM30 187V188H29ZM34 187V189H33ZM74 187V188H73ZM95 187V188H93ZM107 187V188H106ZM113 187V188H111ZM235 187V188H234ZM239 187V188H238ZM45 188V189H44ZM63 188V189H61ZM101 188V189H99ZM124 188V189H123ZM127 188V189H126ZM220 191L218 192L217 189ZM225 188V189H224ZM228 190H227V189ZM6 189V190H5ZM19 189V191H17ZM31 189V190H30ZM36 189V190H35ZM53 189V190H51ZM112 189V190H111ZM121 189V190H120ZM231 189V190H230ZM35 190V191H34ZM42 190V191H40ZM56 192L58 193H55ZM62 190V191H60ZM92 190V191H91ZM111 190V191H109ZM116 190V191H115ZM124 190V192H123ZM239 192H238V191ZM4 191V192H3ZM44 191V192H43ZM60 191V193L58 192ZM65 191V192H64ZM82 191V192H81ZM114 193H113V192ZM128 191V192H127ZM30 192V193H29ZM40 192V194H39ZM44 195H43V193ZM64 192V193H63ZM78 192V193H77ZM88 192V194H86ZM118 192V193H117ZM130 192V194H129ZM227 192V193H226ZM229 192V193H228ZM234 192V193H233ZM24 195H22V194ZM31 197H29L28 195ZM35 193V195H34ZM54 193V194H52ZM77 193V194H76ZM98 193V194H97ZM101 193V194H100ZM107 193V195H106ZM128 193V194H127ZM160 195L159 192H155L154 196ZM218 193V194H217ZM225 193V194H224ZM17 194V195H16ZM39 194V195H38ZM63 194V195H62ZM112 194V195H111ZM219 195V197L217 195ZM223 194V195H222ZM231 194V195H230ZM235 194V196H234ZM3 195V196H2ZM20 195V196H19ZM49 198H48V196ZM54 197H53V196ZM65 195V196H64ZM73 195V197H72ZM97 195V196H96ZM101 195V196H100ZM111 197H110V196ZM117 195V196H116ZM120 195V196H119ZM226 195V196H225ZM228 195V197H227ZM40 196V197H39ZM47 196V197H46ZM62 196V198H58ZM64 196V197H63ZM81 196V197H79ZM86 196V197H85ZM88 196V197H87ZM90 198L92 199H89ZM116 196V197H115ZM119 196V197H118ZM123 196V197H122ZM224 197L221 199V197ZM232 200H230L231 198ZM233 196V197H232ZM23 197H26L25 199ZM36 199H34V198ZM46 197V198H45ZM57 197V198H56ZM69 197V198H68ZM76 197V198H75ZM215 197V198H214ZM236 197V198H235ZM23 198V199H22ZM28 198V199H27ZM30 198V199H29ZM67 198V199H66ZM99 198V199H98ZM101 198V199H100ZM119 198V199H118ZM123 198V199H121ZM125 198V199H124ZM238 198V199H237ZM34 199V201H33ZM56 199V200H55ZM65 199V201H64ZM71 199V200H69ZM75 199V200H74ZM88 199V200H87ZM108 199V200H107ZM128 199V200H127ZM217 199V200H216ZM219 199V200H218ZM235 199V200H234ZM42 200V201H40ZM47 200V202H46ZM51 200V202H50ZM62 200V201H60ZM84 200V201H83ZM86 200V201H85ZM110 200V201H109ZM124 200V201H123ZM126 200V201H125ZM216 200V201H215ZM221 200V201H220ZM229 200V202H228ZM237 200V201H236ZM3 201V203H2ZM20 201V202H19ZM22 201V204H21ZM24 201V202H23ZM28 201V202H27ZM31 201V202H30ZM40 201V202H39ZM53 201V202H52ZM59 201V203H57ZM69 201V202H68ZM75 201V202H74ZM119 201V202H118ZM198 200H195V202ZM235 201V203H233ZM37 202V203H35ZM56 202V203H55ZM65 202V203H64ZM92 202V203H91ZM100 202V203H99ZM102 202V203H101ZM133 202V203H131ZM225 202V203H224ZM29 203V205L27 204ZM39 203V204H38ZM43 205H42V204ZM61 203V204H60ZM66 203H68L66 205ZM76 203V204H75ZM77 203L79 205H77ZM99 203V204H97ZM111 203V204H110ZM129 203V204H128ZM6 204V205H5ZM35 204V205H34ZM38 204V205H36ZM50 204V205H49ZM53 204V205H52ZM83 204V206H82ZM88 204V205H86ZM110 204V205H109ZM122 204V205H121ZM196 204V203H194ZM221 204V205H220ZM236 204V205H235ZM3 205V206H2ZM9 205V206H8ZM25 205V206H24ZM29 208H27L26 207ZM41 205V206H40ZM45 205V206H44ZM48 205V206H47ZM63 205V206H62ZM106 207H103V206ZM126 205V206H125ZM131 205V206H130ZM213 205V206H212ZM215 205V206H214ZM229 205V206H227ZM232 205V206H231ZM2 206V207H1ZM33 206V207H32ZM53 206V207H52ZM68 206V208H67ZM102 206V207H101ZM120 206V207H119ZM133 206V207H132ZM135 206V207H134ZM224 206V207H223ZM8 210H7V208ZM32 207V208H30ZM39 209H37V208ZM45 209H43V208ZM55 207V208H54ZM66 207V208H65ZM71 207V208H69ZM77 207V208H76ZM81 207V208H80ZM84 207V208H83ZM90 207V208H89ZM100 207V208H99ZM123 207V208H121ZM132 207V209H131ZM161 207V205H160ZM216 207V208H215ZM226 207V208H225ZM4 208V210H3ZM54 208V209H53ZM79 208V209H78ZM104 208V209H103ZM108 208V209H106ZM213 208V210H212ZM222 208V209H221ZM224 208V209H223ZM233 208V209H232ZM34 209V210H33ZM60 209V210H58ZM66 211H62V210ZM68 209V210H67ZM77 210L78 213L75 214L73 211ZM84 209V210H81ZM89 209V210H88ZM96 209V210H95ZM120 209V210H119ZM129 209V210H128ZM220 210L215 211V210ZM230 209V210H228ZM6 210V211H5ZM26 210H28L26 212ZM43 210V212H42ZM73 213H71V211ZM75 210V211H76ZM88 210V211H87ZM107 210H111L110 212ZM122 210V212H121ZM125 210V211H124ZM132 210V211H131ZM166 211V208L164 205H162V208H160V211ZM223 210V211H222ZM226 210V211H225ZM1 211V210H0ZM4 211V212H3ZM41 211V212H40ZM47 211V213H46ZM59 211V212H58ZM61 211V212H60ZM86 211V212H85ZM36 212V213H35ZM39 214H38V213ZM65 213L64 215L62 214ZM85 212V213H84ZM105 214H104V213ZM131 212V215H130ZM215 214H214V213ZM224 216H220L221 214ZM35 213V214H33ZM42 213V214H41ZM57 213V214H56ZM67 213V214H66ZM71 213V214H70ZM118 213V214H117ZM219 213V214H218ZM4 214V215H3ZM30 214V215H29ZM38 214V215H37ZM46 214V215H45ZM59 214V215H58ZM75 214V215H74ZM90 214V215H85ZM107 214V215H106ZM109 214V215H108ZM112 214V215H111ZM127 214V215H126ZM133 214V215H132ZM206 213L205 215H207ZM226 214V215H225ZM8 215V216H7ZM12 215V216H10ZM29 215V216H28ZM31 215L33 217H31ZM36 215V216H35ZM40 215V217H38ZM63 215V216H62ZM66 215V216H65ZM77 215V216H76ZM94 217H93V216ZM99 215V216H98ZM116 215V216H115ZM198 217L204 215L201 212H199ZM216 217H215V216ZM26 216V217H25ZM56 216V218H55ZM62 216V217H61ZM65 216V217H64ZM78 218H76V217ZM85 216V217H84ZM96 216V217H95ZM101 216V217H100ZM106 216V218H105ZM115 216V217H114ZM36 217V218H35ZM61 217V218H60ZM64 217V218H63ZM72 219H70V218ZM80 217V218H79ZM83 217V218H82ZM100 219H98V218ZM112 217V219H111ZM218 217V219H217ZM11 218V219H10ZM32 218V220H31ZM35 220H34V219ZM59 218V219H58ZM89 218V220H88ZM93 218V219H92ZM96 218V219H95ZM114 218V219H113ZM124 218V219H123ZM128 218V219H127ZM213 218V219H212ZM221 218V219H220ZM14 219V220H13ZM38 219V221H36ZM63 219V221H62ZM67 219V220H66ZM75 219V220H74ZM79 219V220H77ZM82 219V220H81ZM86 219V220H84ZM104 219V220H103ZM107 219V221H106ZM110 219V220H109ZM121 221H120V220ZM217 219V220H216ZM20 220V222H19ZM31 220V221H30ZM59 220V222H58ZM65 220V221H64ZM71 220H73L71 222ZM77 220V221H76ZM95 220V221H94ZM102 220V221H101ZM112 220V221H111ZM124 220V221H123ZM129 220V221H128ZM132 220V221H131ZM10 221V222H9ZM29 221V224H28ZM35 221V222H34ZM68 221V222H67ZM83 223L80 225V228L78 227V224ZM120 221V222H119ZM131 221V222H130ZM215 221V222H213ZM218 221V222H217ZM4 222V223H3ZM16 222V223H15ZM17 222H19L17 224ZM41 222V224H40ZM53 222V223H52ZM56 222V223H55ZM89 226H88V224ZM101 222V223H100ZM106 222L108 224H106ZM116 222V224H115ZM125 222V223H124ZM7 223V224H6ZM21 223V224H20ZM46 223V224H45ZM51 223V224H50ZM68 223V224H67ZM73 223V224H72ZM75 223V224H74ZM86 223V224H85ZM114 223V225H113ZM131 223L133 225H131ZM215 223V224H214ZM11 226H10V225ZM20 224V225H19ZM44 224V225H43ZM60 224V226H59ZM77 224V225H76ZM110 224V226H109ZM118 224V225H117ZM18 225V226H17ZM52 225V226H51ZM64 225V226H63ZM93 225V226H92ZM103 225V226H102ZM117 225V229L115 227ZM120 225V226H119ZM125 225V226H124ZM132 228H131V226ZM17 226V227H16ZM40 226V227H39ZM51 226V227H50ZM54 226V228H53ZM63 226V227H62ZM67 226V227H65ZM82 226V227H81ZM95 226V227H94ZM123 226V227H122ZM16 227V229H15ZM31 227V228H30ZM39 227V228H38ZM61 227V228H60ZM75 227V228H74ZM90 227V228H89ZM107 227V231H110L111 238L114 239V237H127L125 244L123 245H117V244H108L109 246H105L106 244H101L100 242H94L92 244L86 242L84 240L85 236H90L93 234H101L105 233L106 229L103 228ZM14 228V229H13ZM44 228V229H43ZM84 228V229H83ZM101 228V229H100ZM112 228V229H111ZM120 228V229H119ZM125 230H123V229ZM12 229V230H11ZM38 229V230H37ZM46 229V230H45ZM56 229V230H55ZM62 229V230H61ZM65 231H64V230ZM88 229V230H87ZM91 231H90V230ZM98 229V230H96ZM111 229V230H110ZM131 232H130V230ZM10 230V231H9ZM16 230V231H15ZM20 230V231H19ZM33 230V231H32ZM86 230V231H85ZM103 230V231H102ZM115 230V231H114ZM201 230L199 229L198 235H201ZM15 231V232H14ZM22 231V232H21ZM29 232V236L27 235V239L25 238L23 240V243H21V237L23 238V233ZM67 231V232H66ZM78 231V232H77ZM85 231V232H84ZM95 231V232H94ZM117 231V232H116ZM124 231V232H123ZM35 232V233H33ZM38 232V234H37ZM48 234H47V233ZM53 232V235H52ZM86 234L85 236L80 234ZM90 232V233H89ZM113 234H112V233ZM8 233V235H6ZM10 233V234H9ZM15 233V234H14ZM21 233V234H20ZM42 233V234H39ZM55 233V234H54ZM119 233V234H118ZM13 238H12V235ZM18 234V236H17ZM46 234V235H45ZM89 234V235H88ZM36 235V236H35ZM49 235H52L49 239L47 238ZM82 235V236H81ZM113 235V236H112ZM116 235V236H115ZM125 235V236H124ZM31 236V237H30ZM35 236V237H34ZM47 239H43V238ZM70 236L72 237L70 239ZM34 239H33V238ZM53 237V238H52ZM67 237V238H66ZM69 237V238H68ZM82 237V238H81ZM19 238V239H18ZM31 238V239H29ZM199 238V240L197 239ZM70 239V240H69ZM141 239V238H140ZM202 239V240H201ZM14 242L12 244V241ZM41 240V241H40ZM44 240V241H43ZM143 240V239H142ZM8 243H7V242ZM10 241V242H9ZM39 241V242H38ZM53 241V242H52ZM69 241V242H68ZM84 241V243H83ZM131 241V242H130ZM200 241V242H199ZM205 241V242H204ZM209 241V244H208ZM17 242V243H16ZM134 242V243H133ZM11 243V244H10ZM21 243V244H20ZM25 243V244H24ZM50 243V244H49ZM81 243V244H80ZM99 243V244H98ZM196 243V244H195ZM203 243V244H202ZM207 243V244H206ZM16 246H15V245ZM31 244V246H30ZM52 244V245H51ZM85 244V245H84ZM95 244V245H94ZM97 244V245H96ZM133 244V245H132ZM9 245V246H8ZM21 245V246H20ZM73 245V246H72ZM92 245V246H91ZM95 247H94V246ZM112 245V247H110ZM201 245V246H200ZM206 245V246H205ZM208 245V246H207ZM29 246V247H28ZM47 246V247H46ZM52 248H51V247ZM83 246V247H82ZM98 246V248H97ZM126 246V247H125ZM205 246V249H203ZM15 249H14V248ZM83 250H82V248ZM99 247L101 249H99ZM107 249H106V248ZM115 247V248H114ZM124 247V248H123ZM201 247V248H200ZM31 248V249H32ZM89 248V249H88ZM110 248V249H109ZM119 248V249H118ZM7 249V251H6ZM9 249V250H8ZM85 249V250H84ZM104 249V250H103ZM116 251H114V250ZM122 252H119V250ZM136 251H135V250ZM142 251H141V250ZM202 249V250H201ZM19 250V251H17ZM55 250V251H54ZM98 250V251H97ZM103 250V251H102ZM112 250L114 252H112ZM146 250V251H145ZM204 250V251H203ZM17 253V254H15ZM50 251V252H49ZM96 251V252H94ZM104 251H106L104 253ZM110 251V252H109ZM124 251V252H123ZM128 253H127V252ZM199 253H198V252ZM11 254H10V253ZM22 252V254H21ZM55 252V253H54ZM93 254L95 255H92ZM103 252V253H102ZM130 252V253H129ZM137 252V253H136ZM145 252V255H144ZM197 252V253H196ZM87 253L89 254L87 256ZM113 253V254H111ZM117 253V254H116ZM122 253V256L120 255ZM125 255H124V254ZM196 253V254H195ZM203 253V254H202ZM13 254L17 257H14ZM84 254V255H81ZM86 254V255H85ZM98 254V255H97ZM103 254V255H102ZM108 254V255H107ZM129 254V255H128ZM143 254V255H142ZM160 253L157 252L155 256H160ZM187 254L189 256H187ZM194 254V255H193ZM12 257H11V256ZM21 255V256H20ZM23 255V256H22ZM51 255V256H50ZM60 255V256H59ZM101 255V256H100ZM110 257H107V256ZM119 255V256H117ZM19 256V257H18ZM50 258H49V257ZM53 256V257H52ZM84 256V257H83ZM95 256V257H94ZM113 256V257H112ZM157 256V257H158ZM14 257V258H13ZM22 257V258H21ZM79 257H81L79 259ZM96 258V261H93ZM101 257V258H100ZM144 257V258H143ZM13 258V259H12ZM34 258V257H33ZM31 258L30 260L34 259ZM56 258V259H54ZM87 260H85V259ZM99 258V259H98ZM107 258V259H106ZM118 258V259H116ZM24 259V260H23ZM50 259V260H49ZM84 259V260H83ZM91 259V260H90ZM14 260V261H13ZM16 260V261H15ZM21 260V261H20ZM56 260V261H55ZM101 260V261H100ZM106 260V261H105ZM10 261H12L10 263ZM50 261V262H49ZM82 261V262H81ZM110 261V262H109ZM112 261V262H111ZM117 261V262H116ZM89 262V263H88ZM183 263V262H182ZM181 263V264H182ZM149 264V263H148ZM156 264V263H154Z\"/></svg>",
	"mask_w": 264,
	"mask_h": 264
}]
</instances>
